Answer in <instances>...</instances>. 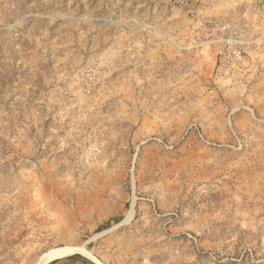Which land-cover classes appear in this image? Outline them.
<instances>
[{"label":"rangeland","instance_id":"374dc122","mask_svg":"<svg viewBox=\"0 0 264 264\" xmlns=\"http://www.w3.org/2000/svg\"><path fill=\"white\" fill-rule=\"evenodd\" d=\"M0 264H264V0H0Z\"/></svg>","mask_w":264,"mask_h":264},{"label":"built area","instance_id":"2783aa9c","mask_svg":"<svg viewBox=\"0 0 264 264\" xmlns=\"http://www.w3.org/2000/svg\"><path fill=\"white\" fill-rule=\"evenodd\" d=\"M202 32L208 48L215 50L217 76L245 85L255 71V48L246 30L225 21Z\"/></svg>","mask_w":264,"mask_h":264},{"label":"bare ground","instance_id":"6f19581e","mask_svg":"<svg viewBox=\"0 0 264 264\" xmlns=\"http://www.w3.org/2000/svg\"><path fill=\"white\" fill-rule=\"evenodd\" d=\"M64 252V251H63ZM63 252H60V251H57V252H54L52 253L51 255L48 256V261L49 260H54V259H57L58 257H61V255H63L64 253ZM66 252V250H65ZM67 255V254H66Z\"/></svg>","mask_w":264,"mask_h":264},{"label":"trees","instance_id":"16d2710c","mask_svg":"<svg viewBox=\"0 0 264 264\" xmlns=\"http://www.w3.org/2000/svg\"><path fill=\"white\" fill-rule=\"evenodd\" d=\"M79 258H82V257L79 256Z\"/></svg>","mask_w":264,"mask_h":264}]
</instances>
